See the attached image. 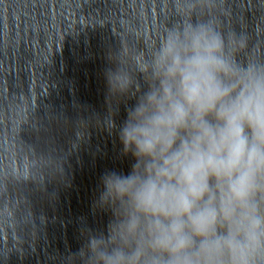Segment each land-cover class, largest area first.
<instances>
[{
  "label": "clouds",
  "instance_id": "obj_1",
  "mask_svg": "<svg viewBox=\"0 0 264 264\" xmlns=\"http://www.w3.org/2000/svg\"><path fill=\"white\" fill-rule=\"evenodd\" d=\"M174 3L155 43L108 56L104 126L135 99L117 133L135 163L102 174L111 218L67 264H264V50L216 0Z\"/></svg>",
  "mask_w": 264,
  "mask_h": 264
}]
</instances>
